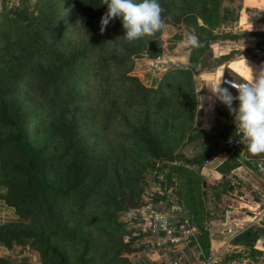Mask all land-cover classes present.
Instances as JSON below:
<instances>
[{
    "label": "rangeland",
    "instance_id": "obj_1",
    "mask_svg": "<svg viewBox=\"0 0 264 264\" xmlns=\"http://www.w3.org/2000/svg\"><path fill=\"white\" fill-rule=\"evenodd\" d=\"M159 2L166 28L130 43L122 26L85 30L74 0H0L4 98L23 110L33 144L50 151L72 145L54 181L64 185L86 175L85 207L66 206L46 231H61L57 243L70 264H264V233L255 241L235 239L250 226L264 231V176L248 161L264 156L248 152L229 111L212 106L214 119L202 121L209 112L198 78L252 48L243 45L257 34L250 28L264 30V0ZM189 35L201 46H189ZM35 40L42 46L36 56L33 50L38 61L50 51H88L78 68L82 78L72 87L74 104L53 106L54 88L41 91L24 69L23 79L16 76ZM125 45L128 58L114 60ZM223 138L238 144L230 148ZM216 153L223 154L215 162L222 160L220 167L249 169L218 176ZM181 209L193 215L196 238L173 243L146 232L144 224L157 214L183 220ZM25 242L7 248L9 264H44L31 240Z\"/></svg>",
    "mask_w": 264,
    "mask_h": 264
},
{
    "label": "trees",
    "instance_id": "obj_2",
    "mask_svg": "<svg viewBox=\"0 0 264 264\" xmlns=\"http://www.w3.org/2000/svg\"><path fill=\"white\" fill-rule=\"evenodd\" d=\"M74 10L85 30L98 32L101 18L108 9L102 0H74ZM13 21L20 29L22 24L16 18ZM27 26V23L23 25L24 28ZM121 26V19L115 18L109 22L106 31ZM41 47L36 46V40L31 43V48L26 51L25 63L21 66L22 71H17L16 76L23 79L25 71L41 91L48 92L54 88L50 100L53 106L74 104L78 95L72 87L82 78V71L78 68L87 59L88 51L81 48L69 52L50 51L43 61L34 60L37 49L41 53ZM126 50H129L128 45L123 47L121 58L113 56V59L123 63L128 58ZM8 93L0 89V182L6 188L4 199L13 207L15 218L0 225V244L9 248L31 240L32 246L40 251L44 264H70V257L57 243L61 231L47 232L46 229L56 224L57 217L66 206L85 207L88 196L81 189V184L86 175L64 185L54 181V176L59 178L64 171L72 145L50 151L33 144L26 129L24 112L17 102L5 100ZM149 142L158 153L157 140L151 136ZM249 159L258 160L255 157ZM262 233L263 230L250 226L235 239L255 241ZM0 264H9L8 258L0 255Z\"/></svg>",
    "mask_w": 264,
    "mask_h": 264
},
{
    "label": "clouds",
    "instance_id": "obj_3",
    "mask_svg": "<svg viewBox=\"0 0 264 264\" xmlns=\"http://www.w3.org/2000/svg\"><path fill=\"white\" fill-rule=\"evenodd\" d=\"M102 3L108 10L101 18V33L115 18L121 19L124 37L130 43L142 37H154L166 28L164 9L159 0H102ZM187 44L192 48L201 46L195 35L187 37ZM180 64L188 67L187 60ZM221 78L213 81L211 87H205L234 117L237 135L247 142L248 152L252 156H264V67L255 75L251 69L250 76L242 82L227 81L237 90L236 96L228 88L221 87L224 82ZM234 101L239 102L238 107H233Z\"/></svg>",
    "mask_w": 264,
    "mask_h": 264
},
{
    "label": "crops",
    "instance_id": "obj_4",
    "mask_svg": "<svg viewBox=\"0 0 264 264\" xmlns=\"http://www.w3.org/2000/svg\"><path fill=\"white\" fill-rule=\"evenodd\" d=\"M261 29L263 28L257 26L250 28L251 34L252 32H254V34L255 32H257V34L254 35L253 37L251 36V38L254 39V40L253 39L250 40L253 41L252 43L244 44L243 47H252L251 49H247L242 54L236 53L233 57H229L224 61V64L222 66L217 67L216 70L214 71L205 70L199 74L198 78L200 81V90H202L201 99H203L204 105L207 108L206 111L209 112L205 115L202 121L211 123V120L214 119V112H212V106L215 109V111H219V110H223L226 112L228 111L227 107L224 104H222L218 100H215L213 94L207 88L212 86L213 81L218 80L222 76V78L228 77L236 82H242L244 79H247L250 76L251 69L253 71V74L255 75L261 70L262 67H264V30ZM224 67L228 69V74L224 72L225 69ZM221 87H224V85L221 84ZM229 91L234 96H236L235 90H229ZM235 103H239V102L234 101L233 107H235ZM215 105L218 106L216 107ZM226 139L228 140L231 138H226ZM222 155H223L222 153H216L212 156L213 157L212 162L214 163L213 166L214 171L218 176L221 175L225 177H231V174L239 173V171L243 168L249 169L247 166L244 167L243 165H237L234 167L232 166L228 170L226 165L220 167L219 165L220 163H222V160H219L218 162L219 164H216L217 163L216 161L218 157H222ZM261 161L264 162V160L262 159ZM206 177H208V180L211 179V176L209 174H207ZM5 193H6V188L3 185H0V225L3 224L4 222H7L15 218L13 207L9 206L4 199ZM189 215L190 217L187 218V220H191L192 222L193 215L192 214ZM6 250L7 248L0 244V255L5 254Z\"/></svg>",
    "mask_w": 264,
    "mask_h": 264
},
{
    "label": "built area",
    "instance_id": "obj_5",
    "mask_svg": "<svg viewBox=\"0 0 264 264\" xmlns=\"http://www.w3.org/2000/svg\"><path fill=\"white\" fill-rule=\"evenodd\" d=\"M222 81H224L222 84L227 86L229 90L237 91L227 83V81H232V79L223 77ZM237 144L238 140L228 139L226 142V145L230 148H234ZM249 163L261 174V176H264L263 161L249 159ZM144 225L146 226V232L152 233V235L164 234L166 238L173 243L179 242L185 235L196 238L198 231L197 227L190 223L189 220L185 219V217L181 220L176 217L174 218V216H168L165 214H157L153 216Z\"/></svg>",
    "mask_w": 264,
    "mask_h": 264
},
{
    "label": "water",
    "instance_id": "obj_6",
    "mask_svg": "<svg viewBox=\"0 0 264 264\" xmlns=\"http://www.w3.org/2000/svg\"><path fill=\"white\" fill-rule=\"evenodd\" d=\"M224 88H228V87H227V86H224ZM228 89H229V88H228ZM223 141L226 143V142H227V139L224 138ZM181 213L184 214V216H185L186 218H189V217H190V215L187 214V213L184 211V209H181Z\"/></svg>",
    "mask_w": 264,
    "mask_h": 264
}]
</instances>
